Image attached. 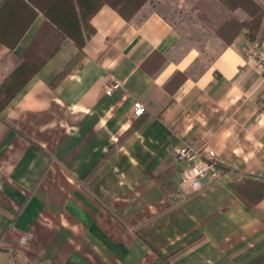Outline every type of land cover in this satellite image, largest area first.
I'll return each mask as SVG.
<instances>
[{
    "label": "crops",
    "instance_id": "1",
    "mask_svg": "<svg viewBox=\"0 0 264 264\" xmlns=\"http://www.w3.org/2000/svg\"><path fill=\"white\" fill-rule=\"evenodd\" d=\"M232 16L249 20L217 0H150L129 21L102 5L53 87L78 53L65 41L0 111V264H264V198L235 189L264 183V75L245 29L216 36ZM43 21L0 47V90ZM188 144L224 167L199 190L179 176Z\"/></svg>",
    "mask_w": 264,
    "mask_h": 264
},
{
    "label": "trees",
    "instance_id": "2",
    "mask_svg": "<svg viewBox=\"0 0 264 264\" xmlns=\"http://www.w3.org/2000/svg\"><path fill=\"white\" fill-rule=\"evenodd\" d=\"M150 0H3L0 5V47L14 51L22 38L41 15L43 24L20 57V62L9 74L8 86L0 90L3 110L20 93L33 76L61 49L66 40H71L78 49L76 57L53 81H61L84 57V47L95 34L91 24L93 16L102 5L109 4L124 19L131 20ZM230 10H243L249 16L246 23H238L231 38L245 29L249 44L264 42V6L258 0H221ZM230 24L228 26H231ZM230 38V39H231ZM227 41L228 39L224 37ZM216 168L224 171L221 164ZM156 181L167 185L168 173L156 176ZM239 197L247 207L264 198V183L253 180L235 185Z\"/></svg>",
    "mask_w": 264,
    "mask_h": 264
},
{
    "label": "built area",
    "instance_id": "3",
    "mask_svg": "<svg viewBox=\"0 0 264 264\" xmlns=\"http://www.w3.org/2000/svg\"><path fill=\"white\" fill-rule=\"evenodd\" d=\"M246 59L254 64L264 75V42L261 44H249L245 50ZM121 88V82L111 81L105 87L106 94L111 95ZM145 112V107L141 103H136L133 115L139 117ZM176 161L181 165L179 176L182 185H188L193 190H199L203 186V180L207 177L215 180L219 177V170L216 168L218 154L215 149L207 145L195 146L188 144L176 151ZM220 164V163H219Z\"/></svg>",
    "mask_w": 264,
    "mask_h": 264
},
{
    "label": "rangeland",
    "instance_id": "4",
    "mask_svg": "<svg viewBox=\"0 0 264 264\" xmlns=\"http://www.w3.org/2000/svg\"><path fill=\"white\" fill-rule=\"evenodd\" d=\"M219 1V3L229 12H235L233 10H230L225 4L222 3L221 0H217ZM149 2V1H148ZM147 2V3H148ZM241 10V9H240ZM237 11V10H236ZM240 24V21L236 18V17H231L230 19L226 20L225 22H223L215 31L216 36H218L219 38H224L229 36V34H231L230 32H234V28L236 26L237 29V24ZM230 24H233L231 26H228Z\"/></svg>",
    "mask_w": 264,
    "mask_h": 264
}]
</instances>
